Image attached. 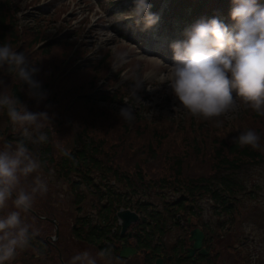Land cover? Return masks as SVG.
Returning a JSON list of instances; mask_svg holds the SVG:
<instances>
[{
  "label": "trees",
  "instance_id": "trees-1",
  "mask_svg": "<svg viewBox=\"0 0 264 264\" xmlns=\"http://www.w3.org/2000/svg\"><path fill=\"white\" fill-rule=\"evenodd\" d=\"M9 2H0V45L11 44L39 68L34 79L40 82L47 98L39 103L30 99L27 85L22 86L12 78L15 73L9 75L3 69H0V89L3 92L9 88V93L29 112H47L49 117L50 110L56 111L62 99H68L61 107L60 115L50 118V124L42 121L47 141L35 145L26 141V145L40 160L42 170L51 167L57 177L66 182L75 213L88 202L86 194L95 200L89 205L93 214L76 215L70 231L74 241L98 249L111 245L113 239H119L116 212L121 208L139 213L140 229L135 232V237L140 241L138 236H145L142 243L146 245L153 234L160 237L168 233L167 224L177 223L178 215L181 218L200 215L202 202L208 203L220 230L233 221L232 215L237 211L241 196L256 194L248 188L246 179L252 168L264 164V116L245 108L239 101L242 114H237L231 122L221 117L203 118L196 124L182 120L173 128V120L166 122L137 114L129 128L131 124L120 119L118 109L113 106L114 102L122 103L121 95L100 90L94 94L85 93L103 74L105 59L95 63L96 67L86 72L89 74H81L84 69L80 68L66 76L59 77V74L55 79L58 74L55 72L61 67L72 42H47L34 49L46 34L29 25L19 38L17 9H12L14 4ZM148 2L151 9L160 8L162 2H167L162 21L168 24L167 15L173 9L172 15L180 28L194 13L198 17L195 21L217 18L229 26L233 23L230 18L232 0ZM258 3L264 4V0H258ZM54 56L59 60L56 65H52ZM74 75L77 80L70 77ZM75 95L78 96L74 99ZM3 113L7 119V113ZM7 120L0 130L2 146L23 138L21 134L16 135L18 133L10 134L7 122L11 121L9 117ZM148 120L151 132L147 130ZM217 120L223 121L220 127H216ZM245 130L260 135L261 150L242 148L236 143L235 138ZM56 132L61 135L54 139ZM36 135L39 133H34V137ZM63 137L68 138L70 146H55ZM41 237H36L38 246L43 241ZM157 250L151 248V252ZM106 254H110L109 248Z\"/></svg>",
  "mask_w": 264,
  "mask_h": 264
},
{
  "label": "rangeland",
  "instance_id": "rangeland-1",
  "mask_svg": "<svg viewBox=\"0 0 264 264\" xmlns=\"http://www.w3.org/2000/svg\"><path fill=\"white\" fill-rule=\"evenodd\" d=\"M9 1L14 4L12 9H17L19 38L23 34V29L29 25L46 34L40 42L61 44L63 38L69 36V40L66 42H72L70 50L62 59L61 67L55 72V74L58 73L55 79L59 74V77L62 74L66 76L80 68L84 69L81 74H89L86 72L96 67L92 61L105 58L104 65H102L103 74L85 93L94 94L100 89L106 90V93L109 94L115 91L114 93L122 96V103H113L118 112L121 107L130 106L135 119H137V114H141L148 119L153 117L166 122L173 120V128H176L182 120L194 121L196 124L203 119V117H193L190 114L174 111V108L178 106V101L173 97L168 87L169 66L174 62L173 53L170 49V52L166 54V49L170 42L180 41L181 37L177 39V35H171L174 37L173 40L167 38L161 40L156 34L152 39L147 32L140 34L135 29V34L148 36L143 44L140 36L133 37V35L121 33L120 30L124 25H133L128 18L133 1ZM22 24L24 25L22 26ZM33 48H37V44ZM78 58L83 59L78 60ZM58 62V58L54 56L52 65H56ZM110 66L113 75L107 68ZM48 67H50L49 64ZM70 77L77 80L75 75ZM120 82H124L123 86L119 90H115L121 84ZM0 93H2L1 89ZM77 96L75 95L74 99ZM67 100L62 99L61 104L55 108L56 111L51 112L50 110L51 119L60 115L61 107ZM4 111L7 113L6 109H0V130H2L3 124L8 121ZM239 113L242 114L238 100L237 108L221 118L231 122ZM62 116L65 117L64 114ZM146 124L147 130L151 132L150 120ZM155 124L163 126L159 122ZM151 125L153 124L151 123ZM131 126L132 124L128 127ZM7 127L10 129V134L18 133L16 135H19L22 132L11 122H7ZM40 132L44 133L42 129ZM60 135L56 132L54 139ZM207 136L210 137V132L207 133ZM31 144L35 145V143ZM55 146L62 148L70 146L68 138L63 137L62 140H58ZM2 147L0 142V148ZM37 176L44 180L47 191L42 195L37 194L32 207L27 212L21 213L23 223L29 227V246L23 250L17 249L15 258L9 261L11 264H69L74 256L84 251H88L93 257H96L97 264H144L142 258L137 255L127 261L113 258L104 259V257L98 256L92 246L74 241L70 234V227H72L76 215L78 217L79 213L84 216L88 213L93 214L89 205L95 200L86 194L88 202L82 204L75 213L73 201L71 202L72 196L68 192L66 182L57 177L51 167L47 171L40 168L27 179H22L21 187L30 191ZM246 180L248 188L256 194L254 196L242 195L237 205V211L232 215L233 221L224 225L220 231L213 230L211 234H206L209 238L205 244L209 249L208 259L210 262L239 264V258L241 259V254H243L247 257V264H264V164L252 168L247 173ZM169 193L166 192L167 195H170ZM200 205H202V213L199 217L190 218L187 229L190 227L201 228L202 223L213 228L214 225H217L218 220L211 215L208 203L202 202ZM15 210L9 201L8 206L0 210V217ZM185 232L187 234V230ZM166 235L165 240L172 244L176 237H183L185 233L174 228ZM38 236H42L40 239L43 240L40 242V246L36 243ZM54 243L57 251L52 248ZM169 243H167L168 246Z\"/></svg>",
  "mask_w": 264,
  "mask_h": 264
},
{
  "label": "clouds",
  "instance_id": "clouds-1",
  "mask_svg": "<svg viewBox=\"0 0 264 264\" xmlns=\"http://www.w3.org/2000/svg\"><path fill=\"white\" fill-rule=\"evenodd\" d=\"M148 0H133L128 18L142 32L151 31L159 23V15L151 12ZM231 26L217 18L200 20L185 33L184 41H174L170 48L173 63L169 66L168 87L178 101L175 112L211 120L225 116L237 108L238 100L245 108L264 116V4L258 0H232ZM0 69L14 80L27 85V95L38 103L47 98L40 82L34 79L39 68L23 52L9 43L0 45ZM0 109H6L12 125L22 130V139L0 148V210L11 201L15 211L0 217V264L15 258L17 249L29 246V227L21 219L33 205L37 194H44L47 185L39 176L30 191L21 187V180L41 168L40 160L26 145L44 143L40 132L42 121L50 124L47 112H29L26 106L9 93H0ZM120 119L131 124L135 119L130 106L121 107ZM223 121L217 120L216 127ZM32 129V131H30ZM34 133H39L34 138ZM261 137L245 130L236 138L240 147L261 150ZM15 196V198H13ZM103 258L105 253L98 254ZM69 264H97L88 251L78 253Z\"/></svg>",
  "mask_w": 264,
  "mask_h": 264
},
{
  "label": "flooded vegetation",
  "instance_id": "flooded-vegetation-1",
  "mask_svg": "<svg viewBox=\"0 0 264 264\" xmlns=\"http://www.w3.org/2000/svg\"><path fill=\"white\" fill-rule=\"evenodd\" d=\"M200 215H187L185 218H178L177 217V223H172L171 225L167 224V227L169 228L168 233L173 230L174 228L182 231L185 233V236L183 237H176L175 241L170 244L169 242H167L166 239V233L163 236H150L148 237L149 239V244H143L142 240L143 238H145V236L141 235L138 236L139 239H141L140 241H138L135 237V232L137 233L140 229V225H138V221L140 220V216L139 219L132 223L126 230V232L121 235L120 234V226L117 222L118 225V236L119 239H113L111 241V245H106L105 248L103 249H98V248H94L93 245L90 244V246H92L96 252L99 254L101 252L105 253L104 259H108V258H113V259H120L123 261H127L130 260V258L132 259V256H140L142 258V260L144 261V264H155L156 259L161 258L162 259V263L163 264H182V263H186L189 262L191 264H203V263H207V264H215L213 261H209L208 259V253H209V249L207 244H205L206 241H208L209 238H207L206 234H211L213 232V230H218L220 231V229L214 225V228L211 226H207L204 225L202 223L201 228H199L202 232H203V239L201 242V247L205 249V253L201 254L198 252V249H196L193 252V256L192 257H187V253H188V248L191 247L192 245V241L188 240L189 237V231L195 227H190L187 229V226H189L190 224V218H195V217H199ZM116 228H113L112 230L115 231ZM187 230V234L186 231ZM70 231H71V227H70ZM128 231L131 232V236H128L127 233ZM71 234V233H70ZM72 237V236H71ZM169 243V246L168 244ZM88 245V244H87ZM133 246L136 248V252L127 256V257H121L119 256V249L121 248V246ZM53 246V245H52ZM114 246L116 247V249L114 248ZM54 250L57 251V247L54 243L53 246ZM59 248V247H58ZM107 248H109L110 254H106L107 252ZM151 248L153 249H159L157 251H152L151 252ZM243 254H241V259L239 258V264H247V257L245 256L244 259ZM59 257V256H58ZM62 259V258H61ZM60 260V259H59Z\"/></svg>",
  "mask_w": 264,
  "mask_h": 264
},
{
  "label": "water",
  "instance_id": "water-1",
  "mask_svg": "<svg viewBox=\"0 0 264 264\" xmlns=\"http://www.w3.org/2000/svg\"><path fill=\"white\" fill-rule=\"evenodd\" d=\"M116 217L118 219V224L120 226V234L123 235L127 228L134 222H136L139 219V214L133 210H130L128 208H121L116 212ZM179 218V216H178ZM128 236H131V232L128 231ZM203 239V232L195 227L189 231V237L188 240L192 241L191 247L188 248L187 257H192L193 252L198 249V252L203 254L205 253V249L201 247V242ZM137 250L133 246H121L119 249V256L121 257H127L133 253H135ZM155 264H163L162 259H156ZM182 264H191L189 262L182 263ZM207 264V263H203Z\"/></svg>",
  "mask_w": 264,
  "mask_h": 264
}]
</instances>
